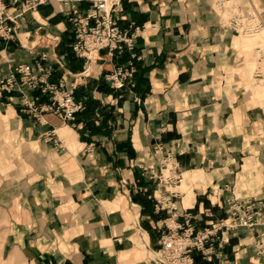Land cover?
Here are the masks:
<instances>
[{"label": "crops", "instance_id": "crops-1", "mask_svg": "<svg viewBox=\"0 0 264 264\" xmlns=\"http://www.w3.org/2000/svg\"><path fill=\"white\" fill-rule=\"evenodd\" d=\"M24 1L0 0L17 16L15 37L0 40V79L41 63L52 74L37 76L75 84L83 108L69 122L45 110L43 83L1 94L3 264H157L148 247L161 250L176 211L214 230L207 264H264V77L255 76L264 32L223 27L234 7L264 20V0H233L232 9L216 0H123L120 25L143 26L133 90L104 79L129 53L77 56L62 4L23 12ZM159 144L177 157L182 183L151 178L161 171ZM230 197L253 204L252 226H226ZM167 199L176 211L157 210Z\"/></svg>", "mask_w": 264, "mask_h": 264}, {"label": "built area", "instance_id": "built-area-1", "mask_svg": "<svg viewBox=\"0 0 264 264\" xmlns=\"http://www.w3.org/2000/svg\"><path fill=\"white\" fill-rule=\"evenodd\" d=\"M52 1L62 4L64 14L72 23L73 41L71 47L77 56L85 57L91 61L96 53L103 50L113 56L121 55L124 51L130 52V59L126 63L119 64L112 72L106 73L105 79L115 89L133 90L135 86L134 74L137 70L136 60L140 59L136 49L143 26L134 25L132 28H124L120 25L117 7L121 6L123 0H25L22 3L21 11L24 12L41 3ZM216 1L222 8H231L228 4H231L230 2L233 0ZM16 18V15L6 12L5 7L0 2V40H9L15 37ZM223 27L236 34H257L264 32V20L253 8H249L248 14L243 15L240 9L234 7L232 14L223 23ZM257 55L263 62L255 73L256 78H259L264 77V42L257 47ZM87 71L89 70L86 68L83 73L87 74ZM36 72H43V76L49 77L52 74V69L41 63L36 66L31 64L18 65L7 77L0 79V96L4 90L21 89L22 91L26 84L34 89L43 83V92L50 94V102L45 104L43 108L55 112L65 122L75 121L76 114L83 108V104L75 98V84L68 86L64 79L58 83L50 82L43 76L38 77ZM24 100L29 107L34 106V100L27 98V96ZM163 147L162 144H159L156 147V152L163 154L165 151ZM154 177L160 182L164 180L168 185L183 182L184 176L179 170L177 157L173 152L165 151L161 158V171L158 175L154 173L151 176V178ZM165 201L160 200L158 202L160 206L157 207V210L171 207L175 211L177 210L173 205H169L171 199ZM252 206V203L241 201L237 197H230L228 213L231 220L226 223V226L231 228L252 226L256 221L252 214ZM180 216L183 220L179 219ZM171 217L177 218L174 222L176 228L172 232L169 230L163 234L162 248L158 252V259L155 258L157 259L156 263L194 264L193 254L196 251L207 255L206 244L211 239L214 230L196 228L193 216L187 211L182 212V215L176 211ZM169 229H172V226H169ZM178 229L184 231L179 233Z\"/></svg>", "mask_w": 264, "mask_h": 264}, {"label": "trees", "instance_id": "trees-1", "mask_svg": "<svg viewBox=\"0 0 264 264\" xmlns=\"http://www.w3.org/2000/svg\"><path fill=\"white\" fill-rule=\"evenodd\" d=\"M72 41H73V39L70 40V44H69L70 47H71ZM71 48H72V47H71ZM72 51H73V50H72ZM124 53H129V58H128L127 60L123 61V63H126V62L130 59V57H131V54H130L129 51H124L121 55H116V56H122ZM74 54H75V53H74ZM136 61H137V60H136ZM136 65H137V64H136ZM136 72H137V70H136ZM136 72H135V74H134V81H135V86H134V88H135L136 85H137ZM104 79H105V76H104ZM105 81H106V83L111 87L110 83H109L106 79H105ZM113 89H115V88H113ZM76 93H78V92H76V90H75V98H77V96H78ZM89 100H91V101L89 102ZM85 102H86V103H94L95 100H93V99H92V96L89 95V97L86 99ZM204 258H205V257H204V254H203L202 252H200V251H196V252L193 254L194 264H207L208 261L205 260Z\"/></svg>", "mask_w": 264, "mask_h": 264}, {"label": "rangeland", "instance_id": "rangeland-1", "mask_svg": "<svg viewBox=\"0 0 264 264\" xmlns=\"http://www.w3.org/2000/svg\"><path fill=\"white\" fill-rule=\"evenodd\" d=\"M256 43L257 42H259V40H263V37H262V35H256ZM2 147L3 146H0V149H1V151H2ZM4 149V148H3ZM168 216V215H167ZM166 216V217H167ZM195 220H197V219H195ZM170 222V225L172 226V229H168V231L170 230V232H172L173 230H174V228H176L175 227V223L171 220V221H169ZM195 225H196V228H198L199 230H204V228H202V226H201V224L200 223H198L197 221H195ZM2 226L0 227V232L2 231L3 232V230H2ZM206 228H210V226L209 227H206ZM212 229V228H211ZM176 230V229H175ZM167 231V232H168ZM178 231H179V233H182V231H184L183 229H178ZM139 242H140V244L142 245V246H145L144 244H143V242H141L140 240H139ZM209 242V241H208ZM146 247V246H145ZM149 249V248H148ZM151 249H149V252L152 254V257L154 256V257H156L157 258V256L158 255H156L155 253H153V252H155V251H152ZM3 258V254H0V264H3L4 263V258Z\"/></svg>", "mask_w": 264, "mask_h": 264}, {"label": "bare ground", "instance_id": "bare-ground-1", "mask_svg": "<svg viewBox=\"0 0 264 264\" xmlns=\"http://www.w3.org/2000/svg\"><path fill=\"white\" fill-rule=\"evenodd\" d=\"M139 240L141 241V242H143V244L146 246V247H148V235H147V232L146 231H143L141 234H140V236H139ZM149 248V247H148ZM150 249V248H149ZM152 251H154V250H152ZM151 251V252H152ZM153 253H155L156 255H159L158 253H156V252H153ZM156 258V257H155ZM158 259V258H157Z\"/></svg>", "mask_w": 264, "mask_h": 264}]
</instances>
